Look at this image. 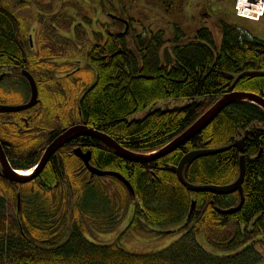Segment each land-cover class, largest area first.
<instances>
[{"label":"trees","instance_id":"obj_1","mask_svg":"<svg viewBox=\"0 0 264 264\" xmlns=\"http://www.w3.org/2000/svg\"><path fill=\"white\" fill-rule=\"evenodd\" d=\"M191 1L106 0L114 13L128 20L129 30L116 38L109 36L106 44L98 47L85 38L80 24L70 37L74 43L81 42L84 66L74 67L77 69L68 76L71 91L64 100L59 94L44 96L42 106L51 108L65 102L72 111L66 123H82L131 152L151 153L185 131L226 93L250 92L264 98V42L231 22L214 24L215 32L205 23L185 25ZM143 2L144 8L139 4ZM82 18L90 25L91 20ZM23 27L24 20L0 4V74L10 71L26 82L20 73L25 69L51 80L54 74L52 62L46 59L48 47L34 52ZM93 36L100 39V35ZM84 70L88 79L83 77ZM167 99L190 102L181 108H152ZM246 131L252 134L245 145L243 204L233 214H220L217 209L239 204V193L190 192L178 181L173 167L190 151L230 146ZM70 142L90 148L93 165L122 175L132 186L134 197L114 177L55 174L50 165L44 174L23 185L0 178V264H264L263 256L255 250L264 239V110L258 105L246 101L229 105L187 143L146 164L123 160L92 137ZM71 149L62 154L63 169L75 172L70 157L80 161ZM239 156L231 147L198 158L184 166L183 177L193 185L230 184L239 174ZM8 184L15 190L8 191ZM53 186L57 188L50 196L43 195ZM16 190L21 191L19 210ZM94 202L96 209L91 206ZM7 206L13 207L11 214H7ZM128 206L132 211L125 232L159 228L158 234H164L167 231L163 229L181 225L184 233L165 249L147 254L127 252L114 242L96 244L83 235V229L90 227L111 231ZM198 233L226 254L207 253L196 241Z\"/></svg>","mask_w":264,"mask_h":264},{"label":"rangeland","instance_id":"obj_2","mask_svg":"<svg viewBox=\"0 0 264 264\" xmlns=\"http://www.w3.org/2000/svg\"><path fill=\"white\" fill-rule=\"evenodd\" d=\"M96 1L97 0H0V4L11 9L24 20L23 28L25 35L32 36V48L35 50L34 52H36V49L39 47H48L49 50L47 51L48 55L46 59L54 62L52 70L53 74L56 75L62 63L66 64L67 61L70 63V61L82 59L83 49L78 46L81 42L74 43L71 39L72 35L79 31L80 24L85 28L81 30L85 33V38L88 37L92 39L93 36L89 31L100 29L97 27L98 25H96L98 19L103 22H110L103 13H100V15L99 12L100 10L114 12V7L112 5L108 6L104 0L98 4ZM203 1L204 3H202ZM198 3L206 5L208 10L202 7L197 8L196 5ZM139 4H141L143 8L145 7L144 2L143 5L142 3ZM189 6L190 7H187L185 11V25L194 23L193 25L196 27L201 23H205L206 26H209V28L215 32L214 24L219 21L231 22L246 34L264 42V16L260 21L238 18L233 14L229 0H193L190 2ZM134 12L137 13L138 10L135 9ZM145 12L155 16V13H152V11L148 9H145ZM120 13L123 15L122 10ZM83 15L85 18L91 20L90 25L87 20L82 18ZM68 18L73 19L69 22ZM111 25L114 26L115 29L122 30V25ZM74 27H78V29L76 28L77 30H75L73 29ZM83 46L85 47V44ZM87 48L90 49L91 47L87 45ZM81 66L84 65L81 64ZM69 67L72 69L74 68L73 65ZM54 69L56 71H54ZM87 75L88 72L84 70L83 77ZM85 79H88V76ZM8 86L13 87L10 84H8ZM11 89H9V91ZM23 89L25 91V96H27V87L23 86ZM1 95L3 94L1 93ZM189 102L190 100L187 99H167L157 102L152 108L163 110L181 108L189 104ZM91 206L96 209L98 204L94 202ZM124 209L125 210L120 216V222L111 231L102 232L99 231V229L90 227V230L83 229V235L89 241L96 244H109L114 242L127 252L147 254L165 249L179 239L184 233V230L180 229L181 225L163 229V231H167L164 234H158L157 231H160L159 228H152L145 232H135L131 230L125 232L130 219L132 206H128ZM5 210L7 214H11L13 212V207L7 206ZM80 213L82 214V212ZM195 238L207 253L214 256L226 254L224 250L211 245L206 240L203 233L196 234ZM255 250L260 252L264 258V239L259 240Z\"/></svg>","mask_w":264,"mask_h":264},{"label":"flooded vegetation","instance_id":"obj_3","mask_svg":"<svg viewBox=\"0 0 264 264\" xmlns=\"http://www.w3.org/2000/svg\"><path fill=\"white\" fill-rule=\"evenodd\" d=\"M101 1L103 0H97L96 2L98 4ZM111 1L117 2V0H111ZM202 3H204V1ZM196 6L197 8L202 7L208 10V7L204 4L201 5L200 3H198ZM100 13L101 14L103 13L104 16H106L110 20V22H106V21L103 22L98 19L96 25H98L97 27H99L100 29L89 32L92 34V36L93 34L100 35V39L99 40L93 39L94 36L92 37V39L88 37L87 38L90 41H92L95 46L103 47L106 44L109 36L116 38L119 34L126 33L129 30V22L127 19L120 16L118 13H114L112 11L100 10L99 14ZM116 18H121L127 21V27L123 24V22L117 20ZM111 24H115L118 26L122 25V30L115 29L114 26H112ZM29 39L31 40V42L33 41L32 36H29ZM32 44L33 42L30 43L31 46ZM104 57L107 56L103 55V58ZM51 62L52 64L54 63L53 61ZM83 63H84L83 59L70 61V63L67 61L66 64L62 63L60 66L64 67V69H62L64 71L63 72L59 71L58 73H56V75L58 76L54 74V76L51 77L52 78L51 80L47 79L45 76L37 75L36 77L31 74L35 80V84L38 92L37 105L20 112H14V113L0 112V145L8 165L14 171H17L18 173H22V174H31L32 171L35 168H37L44 151L46 150V148L50 143H52L59 135H61L64 130L75 125H82V123H78V122L74 124H68L72 111L65 105V102L62 101L63 104L61 106L53 105L51 108H48L47 106L43 107L42 105L44 103L43 102L44 96L50 98L51 96L55 97L56 95L58 96L59 94L62 100L65 99L66 95L71 91V83L70 80L68 81V76H70V74H72V72L75 69L77 68L79 69L78 66H81V64ZM68 65L69 66L73 65V67H77V68H73L72 70ZM10 73H11L10 71H5V73H2V75L0 74L2 76L0 78V92L4 95V101L0 102V106L1 105L16 106V105L26 104L31 97V91L28 82L27 81L24 82L18 76L15 75L13 76ZM59 82L63 85V87L60 86ZM8 84L12 85L13 87H9ZM23 86L27 87L28 90L27 96H25V91L23 89ZM57 86H59V89L56 92ZM9 89L11 90L9 91ZM1 93H0V97L3 96L1 95ZM47 116H49V118ZM66 121H68V123H66ZM6 127L9 128L10 130H7ZM31 142L34 144H32ZM69 142L65 143L49 158L43 169L39 171L38 174H44V172L47 169L46 167L50 165V167L53 170L52 172L55 174H80L81 177L83 178L97 177V176H91L90 175L91 173L87 170L84 163L76 156L75 157L80 161L81 164L77 160L72 159V157H70L71 163L74 164V168L77 167L75 172L63 169L65 163H63L62 154L66 152L68 149H71L72 147H73V149H71L72 153L75 148H80L82 152H89L90 164L96 169L101 171H110V170H103L91 163V157H92L91 149L85 148L83 143L75 144V142H70V143ZM24 143H26L27 145H25ZM103 145L106 146L105 144ZM32 160H36L35 163L28 166ZM61 165H62V169L59 170L58 168ZM2 173H3V166L0 161V174ZM0 178H4V177L0 175ZM58 182L60 183L61 181H58L57 178V183ZM12 183L17 185L26 184V183L20 184L15 182ZM10 187L8 184L7 186L8 191L12 192L15 190L12 189L13 185H10ZM56 188L57 187L53 186L51 191L50 190L43 191V195L49 194L50 196V193L54 192ZM28 189L33 190V188H28ZM92 190L96 191V189L93 188ZM16 192L17 195L18 194L20 195L21 193L20 190H16ZM96 192H97L96 194L99 195V192L98 191Z\"/></svg>","mask_w":264,"mask_h":264},{"label":"water","instance_id":"obj_4","mask_svg":"<svg viewBox=\"0 0 264 264\" xmlns=\"http://www.w3.org/2000/svg\"><path fill=\"white\" fill-rule=\"evenodd\" d=\"M118 20L122 21L125 25L127 24L126 21H123L119 18ZM16 69V68H15ZM2 75V74H1ZM0 75V78L2 77ZM21 75L26 79L30 86L31 91V97L30 100L26 104L21 105H1L0 106V112L3 113H14V112H20L27 110L29 108L34 107L38 103V92L37 87L35 84V80L32 77V75L26 71L22 70ZM237 101H246L253 104L258 105L264 110V98L260 97L259 95H256L254 93L250 92H231L228 94H225L221 96L201 117H199L192 125H190L184 132H182L179 136L171 140L169 143L161 147L156 152L152 153H135L131 152L129 150L124 149L121 147L117 142H115L113 139L108 137L107 135L94 130L93 128H89L85 125H75L72 126L66 130L63 131L61 135H59L52 143L48 145L46 150L44 151L40 163L38 167L33 171V174H30L28 176L18 174L16 171H14L7 163L4 153L2 151L1 145H0V161L3 166V173L2 175L5 179L15 182V183H29L33 181L39 174V171L43 169L49 158L65 143L69 142L70 140L74 139L78 136H90L98 139L99 141H102L103 143L107 144L108 147H110L120 158L134 162V163H141L146 164L153 162L155 160H158L175 150H177L180 146L187 143L189 140H191L193 137H195L198 133L203 131L205 128H207L217 117L218 115L229 105H231L234 102ZM249 134H252V131H246L244 134V137L238 141H236L233 145L215 148V149H201V150H193L188 153H186L181 160L179 161L178 165L176 167H173L176 171L177 179L178 181L190 192L193 193H199V192H209L216 195H229L235 192H238L240 195V202L238 206L222 210L217 209V212L220 214H233L237 212L242 204H243V191H242V183L245 176V158H244V152H245V145H246V139ZM231 147L236 148L241 153V156L239 157V174L235 181H233L230 184L223 185V186H215V185H193L185 181L183 177V168L186 164L202 157L214 155L217 153H221L223 151H226L230 149ZM73 153L75 156H77L85 165L87 170L91 173V176H99V177H105V176H112L115 177L117 180H119L124 187L126 188L128 194L131 197H134V190L130 183L120 174L116 172L111 171H101L96 169L90 164V153L89 152H82L80 148H75L73 150ZM20 195H17V210L20 208ZM193 206L191 208L190 213L193 210Z\"/></svg>","mask_w":264,"mask_h":264},{"label":"built area","instance_id":"obj_5","mask_svg":"<svg viewBox=\"0 0 264 264\" xmlns=\"http://www.w3.org/2000/svg\"><path fill=\"white\" fill-rule=\"evenodd\" d=\"M236 10L238 15L256 20L264 10V3L262 1L249 3L247 0H238Z\"/></svg>","mask_w":264,"mask_h":264},{"label":"bare ground","instance_id":"obj_6","mask_svg":"<svg viewBox=\"0 0 264 264\" xmlns=\"http://www.w3.org/2000/svg\"><path fill=\"white\" fill-rule=\"evenodd\" d=\"M232 92H242V91H232ZM230 93H231V92H230ZM226 94H228V93H226ZM224 95H225V94H224ZM222 96H223V95H222ZM237 102H241V101H237ZM237 102H234V103H237ZM242 102H243V101H242ZM234 103H232V104H234ZM232 104H231V105H232ZM226 108H227V107H226ZM206 111H207V110H206ZM206 111H205V112H206ZM205 112H204V113H205ZM204 113H203V114H204ZM203 114H202V115H203ZM202 115H201V116H202ZM201 116H200V117H201ZM198 118H199V117H198ZM183 132H184V131H183ZM179 135H180V134H179ZM179 135H178V136H179ZM78 137H79V136H78ZM88 137H90V136H88ZM108 137H109V136H108ZM243 137H244V136H243ZM243 137H242V138H243ZM75 138H76V137H75ZM92 138H94V137H92ZM110 138H111V137H110ZM242 138H241V139H242ZM247 138H248V137H247ZM95 139H96V138H95ZM111 139H112V138H111ZM97 140H98V139H97ZM239 140H240V139H239ZM98 141H99V140H98ZM236 141H238V140H236ZM236 141H235V142H236ZM100 142H102V141H100ZM235 142H234V143H235ZM102 143H103V142H102ZM234 143H233V144H234ZM103 144H105V143H103ZM233 144H232V145H233ZM105 145L107 146V144H105ZM107 147H108V146H107ZM109 148H110V147H109ZM110 149H111V148H110ZM235 149H236V148H235ZM111 150H112V149H111ZM158 150H159V149H158ZM112 151H113V150H112ZM156 151H157V150H156ZM156 151H154V152H156ZM237 151H238V150H237ZM245 151H246V148H245ZM113 152H114V151H113ZM238 152H239V151H238ZM239 153H240V152H239ZM244 153H245V152H244ZM141 154H146V153H141ZM117 156H118V155H117ZM240 156H241V153H240ZM240 156H239V157H240ZM244 158H245V155H244ZM129 162H130V161H129ZM39 163H40V162H39ZM38 165H39V164H38ZM37 167H38V166H37ZM19 174H22V173H19ZM31 174H32V173H31ZM22 175L28 176L29 174H22ZM237 206H238V205H237ZM193 207H194V206H193ZM191 208H192V207H191Z\"/></svg>","mask_w":264,"mask_h":264}]
</instances>
